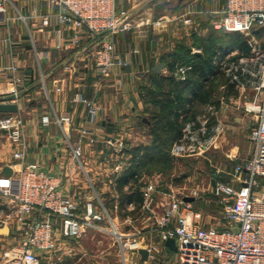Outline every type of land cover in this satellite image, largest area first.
Returning a JSON list of instances; mask_svg holds the SVG:
<instances>
[{"label":"crops","instance_id":"0c3cea01","mask_svg":"<svg viewBox=\"0 0 264 264\" xmlns=\"http://www.w3.org/2000/svg\"><path fill=\"white\" fill-rule=\"evenodd\" d=\"M173 1L122 0L121 4L128 8L130 14L138 11L137 9H143L141 14L145 13V17L137 23L138 27L145 25L142 31L149 47L141 50L138 43H130L129 50H118L117 57L127 58L131 63L117 70L118 72L113 71L111 77L99 78L94 60L87 52V48L92 45V38L85 37L78 47H58L56 27L44 23L47 15L61 9L60 5L51 0H0V101L18 103L16 112L21 113L24 119V130L19 141L12 142L6 132H0V139L4 138L9 145V156L5 160L1 159L0 171L3 172L5 165L14 162L13 149L23 148L27 162L36 163L41 168L61 176L62 187L75 197L81 209H86L88 203L98 205L103 202L108 211L112 209V217L119 221L122 193L133 191L137 187L142 191L143 186L151 181L145 178L148 167L138 172V184L130 180L121 186L117 180L129 167L139 164L140 152L150 150L153 153L159 150L160 153L167 152L174 158L176 155L171 153L172 146L179 142L188 143L191 141L190 135L201 144L200 153L208 150L211 145L217 147L219 129L216 126L222 124V119H218L216 113L234 112L239 108L241 88L255 83L252 73L260 68L246 67L245 75L228 79L229 82L234 79L237 81L234 87H230L227 82L221 84V100L213 99L217 88L208 95L206 101L201 102L199 91L194 90L189 77H195L194 70H201L196 66L202 60L200 56L203 50L191 40L197 35L219 37L222 32L230 33L212 25L215 12L224 8L226 0H177L176 4ZM159 2L165 3L162 10L155 8V4ZM182 4L186 7L185 10L177 13L179 5ZM187 17L192 19L191 23L184 21ZM176 18L185 32L184 44L190 48L186 53V63L172 61L170 54L179 46L165 51L157 45L161 35L170 30L169 26ZM121 31L129 32L134 29ZM65 34H69L68 30ZM245 37L250 43V38ZM31 40L34 42L31 43ZM238 52V47L223 45L213 58V69L207 71L206 82L219 81L221 75L229 78L231 71L223 69V64H227V59ZM157 63H162L159 72L153 70ZM170 63L175 64L170 67ZM178 64L192 65L185 79H179L169 72ZM12 66L17 69L13 71ZM141 68L145 70L140 71ZM16 76L22 77V83L18 87V101H14L11 93L16 86ZM119 78L126 80V89H118ZM108 80L109 84L106 83ZM134 83L140 89L136 90ZM107 85L111 86L110 89L106 88ZM119 92L122 93L118 94ZM43 93L47 95L49 105L47 102L37 103V98ZM76 94H81L100 106L95 122H88V108L84 103L74 100ZM165 98L171 100L170 108L174 110L182 126L181 133L171 140L170 145L158 139V135L164 133L163 123L156 124L157 119L162 117L164 106L161 103L166 102ZM198 109L209 114L201 115ZM56 114L71 117L70 124L66 125L67 134L55 122ZM45 116L50 119L48 123L44 122ZM169 117L173 118L172 115ZM83 126L91 129L95 138L93 143L81 136ZM109 140L113 141L114 146L119 142H123L125 146L122 149L113 148L108 144ZM250 143L247 155L241 153L237 145L231 148L228 155L235 159V163L245 159L251 152V140ZM78 144L81 146L79 159L73 156L72 150ZM139 148L140 152L136 150ZM152 161H148L149 167L152 166ZM107 200L111 209L106 204ZM192 201L195 202V197ZM134 207L133 202L127 203L128 210ZM129 217L132 215H125V219ZM134 218L141 219L140 216ZM1 233L3 232L0 235ZM78 238L70 240L75 241ZM62 240L70 242L67 238H62L59 243ZM163 251L169 254L165 247ZM141 258L145 260L142 256Z\"/></svg>","mask_w":264,"mask_h":264},{"label":"built area","instance_id":"2783aa9c","mask_svg":"<svg viewBox=\"0 0 264 264\" xmlns=\"http://www.w3.org/2000/svg\"><path fill=\"white\" fill-rule=\"evenodd\" d=\"M51 1L61 9L47 15L44 23L56 27L58 47H78L85 37H97L90 56L99 78H108L114 70L118 72L131 63L127 58L117 57L116 40L111 36L139 26L129 20L130 11L121 4L122 0ZM215 16L214 28L249 36L264 27V0H226L224 8L217 10ZM184 21L191 23L192 19L187 17ZM250 43L259 56L262 51L259 42ZM244 60L242 57L240 62ZM222 68L230 71L226 63ZM11 69L17 68L12 66ZM191 69V64H178L169 72L185 79ZM252 75L257 79L256 93L246 106L256 117L249 135L250 155L234 163L229 170L218 169L212 182V194L222 207L223 227L207 225L193 201L185 200L186 196L196 197L197 189L186 191V187H182L165 191L160 190L156 182L149 181L142 189L140 215L142 220L151 222L150 226H145L148 235L122 233L103 202L88 203L86 209H81L75 197L62 187L60 175L27 162L26 151L15 148L12 151L14 162L10 164L12 173L6 175L0 171V229L7 228L5 235L12 237L11 246L3 252L2 264H38L41 256L55 252L60 239L81 237L90 228L112 235L123 251L131 249L140 255V248L147 249L146 261L154 264H164L159 256L160 246L169 253L165 264H264V61ZM21 83L22 77L16 76V86L11 92L14 101H18ZM117 86L119 90L126 89V80L117 79ZM74 100L87 106L88 122L98 119L100 106L94 101L81 94H76ZM54 120L67 134L66 125L70 124L71 117L56 114ZM49 121L45 116L44 122ZM23 130L21 113L0 116V132H6L12 142L21 139ZM80 133L90 143L95 141L88 126H83ZM189 139L188 143H176L172 153L199 151L201 144L191 135ZM116 145L120 149L125 146L123 142ZM72 150L73 156L79 159L81 146H73ZM134 219L127 218L128 221ZM170 238L175 239L176 250L166 245Z\"/></svg>","mask_w":264,"mask_h":264},{"label":"rangeland","instance_id":"374dc122","mask_svg":"<svg viewBox=\"0 0 264 264\" xmlns=\"http://www.w3.org/2000/svg\"><path fill=\"white\" fill-rule=\"evenodd\" d=\"M176 1L177 0H174L173 4H176ZM185 8L186 7L183 4L179 5L177 13L184 11ZM137 10L138 11L132 12L129 16V20L133 23L138 22L145 17V13L141 14L143 9ZM178 20L179 19L176 18L169 26L170 30L161 35V40L159 41V44H157L160 49L166 51L171 47L176 48L180 44L183 45L185 43V40L183 39L185 32ZM144 27L145 25H141L140 27L134 26L132 28L134 31H119L112 34L111 36H114V39L116 40L117 51L129 50L130 43H138L141 50L148 48V42L144 37L145 33L142 31V28ZM247 37L250 38L252 43L254 40H257L263 52L261 51L259 56L256 55L254 53L255 50H253V46L250 43L252 53L249 57L245 58V63L243 61L241 62H243L242 64H247V66L244 65V68L249 66L252 68H260L262 62L264 61L261 60L264 59V27L254 30L252 34ZM95 39L97 40V37L92 38V45L87 48L88 53H90ZM202 39V35H197V37L194 36L191 41L194 45H198L202 44ZM30 42L32 43L34 40H31ZM35 45L38 46V43L35 42ZM142 70H145V68H141L140 71ZM45 73L46 71H44V74ZM255 78H252L255 81L253 85L244 89L241 88V103L239 108L235 109L234 112L228 111L225 113L219 111L216 113V117L218 119H222V124L220 126H216V128L219 129V131L217 130V147H214L215 145H211L205 152H185V154L176 155L174 158L171 156H169V158L164 156L160 160H156L152 166L147 169V177L145 178L156 182L160 190L169 191L171 188H173V190H177L182 187H186V191L197 189L198 194L195 197L193 205L201 212L202 220L207 225L217 226L219 228L224 225L222 207L218 204L211 191L214 173H216L218 169L229 170L233 166L235 159H232L228 153L234 145H237L240 152L245 155L248 154V150L251 147L249 135L252 126L256 123V117L254 113L246 110V106L248 103L252 102L256 93L255 84L257 79ZM99 80L102 81L101 79ZM224 82V79H220L215 83V88L218 89L216 90L217 95L214 94L215 96L213 99L221 98L220 85L224 84ZM44 83L46 82L44 81ZM106 83L109 84L110 80L106 81ZM133 86L136 90L140 89L137 83H134ZM110 87V85H107L106 88L110 89ZM121 93L122 92H119L118 94ZM43 102H47L49 105V100L45 93L37 98L38 104ZM197 111L201 115L209 114L204 112L202 109H198ZM5 114H7V112H0V116ZM26 115L27 114H25L24 118H26ZM224 118L226 120H224ZM236 118L239 119L237 120ZM207 127L208 125H206V129H208ZM168 143L169 141L166 144ZM108 144L113 148L117 147V145L114 146L113 141L108 142ZM8 149L9 145H7L6 141H4V138L0 139V168L2 160H5V158L9 156ZM1 200L0 194V201ZM109 211L112 214V210ZM116 221L119 230L122 233H129L130 236H134L136 233L138 236H147L148 234L146 233L145 226L147 224H151L150 221H144L140 218L138 220L128 221L125 219L123 214H121L119 221ZM1 232L6 233L7 231L1 230ZM111 236L110 234L104 233L98 229L90 228L82 235L81 238L79 237L78 240H76L77 238L75 241L68 239L70 241L68 243L65 240H62L58 243L57 250L52 255L41 256L38 264H154L152 261L143 260L137 253H134V250L128 249L123 251L120 246V242ZM11 244V236L0 235V264H2L1 258L3 252L10 247ZM159 250V256L165 264L168 255L163 251L164 248L162 246H160Z\"/></svg>","mask_w":264,"mask_h":264},{"label":"trees","instance_id":"16d2710c","mask_svg":"<svg viewBox=\"0 0 264 264\" xmlns=\"http://www.w3.org/2000/svg\"><path fill=\"white\" fill-rule=\"evenodd\" d=\"M219 37H222L220 39ZM219 37H214L213 35L208 36V37H202V44H198L202 47L203 53L201 54L202 60L197 64L196 67L200 68L201 70H194L193 74L195 77H189V79L192 82V87L194 90L199 91V97L201 99V102H204L207 100L209 97L208 95L214 91L216 88L215 83L217 81L213 82H206L205 77L206 74L208 73L207 71L210 69H213L214 63H213V58L216 55V53L219 51V49L223 45H227V47H238L239 52L232 55L227 59V67L230 68L231 75L229 78L225 77L224 75H221V79H224L225 82L229 84L230 87H234L237 84V81L234 79V81L229 82L228 79L233 78V77H242L245 75L244 71V64L240 62V59L242 57H249L251 52V44L249 43L248 39L240 32L238 31H231L230 33H223ZM190 48L189 46L183 44L179 45L177 50L173 51L170 56L172 57V61H180L183 63H186L188 60L186 58V53L189 51ZM175 64V63H174ZM173 63H170V67L174 65ZM194 67V66H193ZM199 71V73H198ZM188 78V77H187ZM166 102L161 103V105L164 106V111L162 113V117H159L157 119L156 124L160 125L162 124V130L164 133L159 134L158 139L163 140L165 143L169 141L170 142L173 138H175L177 135L181 133V122L178 120L177 115L174 113V110L170 108V104H172L171 100L169 98H165ZM169 115H172L173 118H170ZM164 116V117H163ZM159 121V122H158ZM159 126H157L158 129ZM154 149V148H153ZM137 151H141L139 148L136 149ZM128 151V150H127ZM139 155V161L138 165L135 167L134 165L129 167L125 173L117 178L119 184L122 186L125 183H127L130 180H133L135 183H139V174L138 172H142L143 168L145 167L149 168L148 161L151 159L153 160L152 162L154 163L156 160H160L162 157L166 156L169 158V155L167 152H159V150L150 153V150H144L142 153L140 152ZM151 157V158H150ZM150 158V159H149ZM151 167V166H150ZM147 168V169H148ZM139 170V171H138ZM142 191L139 190V187H137L135 190L122 193L121 198H120V212L121 214L125 215H132V217H137L141 215V205H142ZM112 200V198H110ZM133 202L135 204V207L132 210H128L126 208L127 203ZM107 206L110 208L108 205V200L106 202ZM111 209V208H110ZM112 210V209H111Z\"/></svg>","mask_w":264,"mask_h":264},{"label":"water","instance_id":"95a60500","mask_svg":"<svg viewBox=\"0 0 264 264\" xmlns=\"http://www.w3.org/2000/svg\"><path fill=\"white\" fill-rule=\"evenodd\" d=\"M165 7V3L164 2H159V3H156L155 4V8L158 9V10H162L163 8ZM162 67V63H157L153 70L156 71V72H159L160 68ZM15 96H13L14 98ZM18 111V103L16 102H7V101H0V112H7V113H10V112H16ZM3 172L4 174L6 175H10L12 173V168L10 165H5L4 168H3ZM194 199V197H191V196H186L185 197V200H188V201H192ZM1 230H4V231H7V228H4V229H0V232ZM166 245H168L169 247H171L173 250H176L177 249V245H176V242H175V239L174 238H170L168 240H166ZM139 253L141 254V256L146 260L148 258V251L147 249L145 248H140L139 249Z\"/></svg>","mask_w":264,"mask_h":264}]
</instances>
